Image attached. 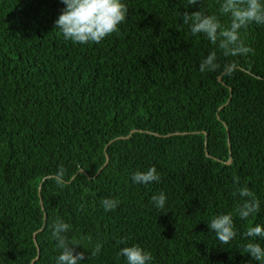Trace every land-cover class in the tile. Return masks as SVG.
<instances>
[{"label": "trees", "instance_id": "1", "mask_svg": "<svg viewBox=\"0 0 264 264\" xmlns=\"http://www.w3.org/2000/svg\"><path fill=\"white\" fill-rule=\"evenodd\" d=\"M122 2L118 32L79 44L55 28L61 0H0V264H56L57 218L80 264H126L133 245L148 264H262L244 245L264 237L243 234L264 226V24L239 30L250 52L225 56L183 23L202 11L230 26L223 0ZM212 52L218 66L201 72ZM153 166L159 181L133 182ZM245 186L260 204L246 220L249 198L233 195ZM104 198L119 203L105 211ZM220 214L228 244L208 227Z\"/></svg>", "mask_w": 264, "mask_h": 264}, {"label": "clouds", "instance_id": "2", "mask_svg": "<svg viewBox=\"0 0 264 264\" xmlns=\"http://www.w3.org/2000/svg\"><path fill=\"white\" fill-rule=\"evenodd\" d=\"M61 2L65 7L55 21V28L61 31L66 40L79 44H98L118 32L119 25L125 21L128 12L127 5L122 0H61ZM188 3L196 5L199 0H188ZM220 10L224 14H230V26H222L215 15H206L202 11L191 13L185 11L183 23L190 26L193 35L202 33L214 45L219 41V48L223 50L225 56L247 54L251 49L240 40L239 30L250 22L264 24V3H261V0H223ZM217 66L216 53L212 52L200 62L199 69L201 72L212 71ZM159 179L160 176L154 166L146 172L136 171L132 174V180L137 184H149ZM237 192L240 197L249 198L237 206L236 211L241 219L246 220L250 215L259 212V200L247 186L238 188L233 195ZM151 200L156 207L163 209L166 197L161 192L159 195H153ZM118 203V200L111 198H104L101 201L105 211L114 210ZM70 227L60 218H57L53 224L52 237L57 241V248L61 249L56 264H80L84 259V252H76V246L81 244H70L67 236L64 235ZM208 227L222 244H228L237 235L231 214L216 215L211 219ZM243 235L264 237V226L257 224L248 227ZM101 247L99 243L96 244L91 255H96ZM244 252L264 264V247L259 243H247L244 245ZM118 255L126 258V264H148L153 259L151 253L139 245L123 247Z\"/></svg>", "mask_w": 264, "mask_h": 264}, {"label": "water", "instance_id": "3", "mask_svg": "<svg viewBox=\"0 0 264 264\" xmlns=\"http://www.w3.org/2000/svg\"><path fill=\"white\" fill-rule=\"evenodd\" d=\"M221 80V77L219 78V81ZM129 135H127V136H125V137H128ZM118 138H123V136H119V137H116V138H114V139H118ZM230 159V158H229ZM229 159H227L226 160V163H228L229 162ZM106 160H107V157L105 156V160H104V163H103V165L102 166H104V164L106 163ZM101 166V167H102ZM100 170V168L98 169V171ZM77 172L78 173H82V171L81 170H77ZM39 191H40V188H38V193H39ZM38 257V251H37V255H36V257H35V259ZM34 260V259H33Z\"/></svg>", "mask_w": 264, "mask_h": 264}]
</instances>
